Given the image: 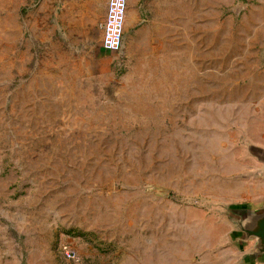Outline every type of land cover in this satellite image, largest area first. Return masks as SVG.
I'll return each mask as SVG.
<instances>
[{"label": "rangeland", "instance_id": "374dc122", "mask_svg": "<svg viewBox=\"0 0 264 264\" xmlns=\"http://www.w3.org/2000/svg\"><path fill=\"white\" fill-rule=\"evenodd\" d=\"M31 3L0 0V264H264L239 228L264 177V3L194 0L177 33L128 13L116 54L99 28L66 52L33 37Z\"/></svg>", "mask_w": 264, "mask_h": 264}, {"label": "crops", "instance_id": "0c3cea01", "mask_svg": "<svg viewBox=\"0 0 264 264\" xmlns=\"http://www.w3.org/2000/svg\"><path fill=\"white\" fill-rule=\"evenodd\" d=\"M256 1L264 3V0ZM185 11L187 15L189 11L193 15L194 0H129L128 8L129 14L135 13L137 17L152 19L159 33H177L173 28L178 27V19L184 17ZM106 13V0H32L28 26L33 37H39L40 34L45 37L57 28L60 47L65 52L73 44L76 50L79 49L80 41L85 45L99 28L101 50L108 54L110 52L105 51L102 46V27ZM259 184L261 194L252 200L253 205L242 204L239 207L241 210L256 208L254 204H264V177ZM253 242L255 243L254 240Z\"/></svg>", "mask_w": 264, "mask_h": 264}, {"label": "built area", "instance_id": "2783aa9c", "mask_svg": "<svg viewBox=\"0 0 264 264\" xmlns=\"http://www.w3.org/2000/svg\"><path fill=\"white\" fill-rule=\"evenodd\" d=\"M107 13L103 24V49L110 53H120L124 47L125 27L129 0H106ZM61 254L70 261H78L79 255L69 243L61 245Z\"/></svg>", "mask_w": 264, "mask_h": 264}, {"label": "water", "instance_id": "95a60500", "mask_svg": "<svg viewBox=\"0 0 264 264\" xmlns=\"http://www.w3.org/2000/svg\"><path fill=\"white\" fill-rule=\"evenodd\" d=\"M240 217L243 219L239 224L242 242H248L250 239L255 241L247 257L258 260L264 256V207L257 211H243Z\"/></svg>", "mask_w": 264, "mask_h": 264}]
</instances>
